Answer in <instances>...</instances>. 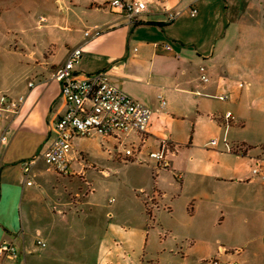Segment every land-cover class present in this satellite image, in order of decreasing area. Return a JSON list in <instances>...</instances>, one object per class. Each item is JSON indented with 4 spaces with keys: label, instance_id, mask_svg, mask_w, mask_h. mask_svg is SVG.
Returning <instances> with one entry per match:
<instances>
[{
    "label": "crops",
    "instance_id": "0c3cea01",
    "mask_svg": "<svg viewBox=\"0 0 264 264\" xmlns=\"http://www.w3.org/2000/svg\"><path fill=\"white\" fill-rule=\"evenodd\" d=\"M71 1L103 11L99 23L81 25L74 15L76 20L68 27L64 19L58 29L68 33L56 38L45 35L38 51L21 57L11 44L3 45L11 58L9 69L21 71L20 80H13L0 95L24 100L17 114L0 119V134L7 136L0 147V244H12L16 251L14 258L0 254V264H122L125 250L135 252L143 233L140 223L157 203L155 190L143 203L136 195L145 193L152 167L115 150L117 145L128 149L125 145L130 143L140 152L144 145L158 151L163 139L168 146L165 156L169 152L171 160L166 157L168 165L157 163V167H172L180 180L170 206L177 199L193 205L197 227L191 240L202 242L198 264H223L233 256L240 258V264H262L264 138L251 137L244 129L254 111L264 110L253 107L264 91V0H154L160 8L149 4L136 21L112 12L108 0ZM164 8L181 13L168 21ZM192 8L197 10L194 16ZM90 27L104 31L85 41L84 31ZM51 41L55 50L47 53ZM79 45L82 56L75 74L106 70L115 86L152 111L143 134L101 136L118 172L120 157L132 161L128 183L118 191L123 204L114 207L119 212L127 204V216L134 223L128 234L116 230L115 235L103 228V219L113 217L108 170L96 172L106 180L101 184L78 161L65 175L46 170L42 161L28 177L22 170L23 162L40 158L53 138L54 122L67 109L60 83L51 74L69 49ZM220 94H227L228 100L218 99ZM226 111L234 116L228 123L223 119ZM257 116L264 120V115ZM213 139L215 145L210 144ZM72 145L76 157H81L73 140ZM157 183H151L152 189Z\"/></svg>",
    "mask_w": 264,
    "mask_h": 264
},
{
    "label": "rangeland",
    "instance_id": "374dc122",
    "mask_svg": "<svg viewBox=\"0 0 264 264\" xmlns=\"http://www.w3.org/2000/svg\"><path fill=\"white\" fill-rule=\"evenodd\" d=\"M81 1L87 2L89 0ZM83 6L84 4L75 6L74 1L71 0H66L65 3L61 0H0V74L3 73L2 75H5V73L9 72L4 79L0 78V82H3L0 86V92L1 90H6L7 86L11 85L13 80H20L17 79V75L21 71L19 68L17 72L13 71L14 69H9L10 67L8 65L10 64L11 58L3 49V45L11 44L18 51L15 55L21 57L24 54H30L33 50L39 49L45 42V35L50 33L56 38L57 36L62 37L63 34L68 33L67 31L58 29V23L63 24L64 19H67L68 27L71 26L70 22L76 20L74 15H77L82 20L81 25L87 24L92 26L93 24H98L103 11H90ZM67 8L71 11L69 15L64 10ZM104 12L108 14L109 10L105 8ZM112 12L115 11L112 10ZM41 17L43 18L42 20ZM53 22L57 23L56 27L52 26ZM53 42L51 41L49 45L50 50H46L47 53H53L55 50V46L52 44ZM261 96L262 99H260V96H256L253 104L254 108L264 106V91ZM255 112L244 130L251 137L264 138V120L257 116L260 114L264 115V110H257ZM208 134L207 132L205 135ZM73 144L76 150L82 155L78 158V162H82L83 167L90 170L92 174L102 172V169L108 170L113 180L112 186H110V189H112L110 197L113 198V201H117H110L112 204L109 206V209L113 212V217L103 219V228L112 231L115 235L116 230L124 231L125 234L134 231L133 220L127 216V204L122 205L119 212L114 209L116 203L117 205L123 204L122 199L121 201L118 199V197L121 198L118 191L124 189V183H128V178L132 174L129 168L131 167L129 166L131 165L129 162L132 161L125 157H120L119 160L123 164L120 166L121 170L118 172V167L116 168V165L111 164L113 158L109 154L110 148L100 135H89L88 137L82 138L77 137L73 139ZM125 146L132 151L131 156L135 157V161L142 159L143 163L149 164L152 167V174L147 173L149 180L148 187H143L145 188V193L141 190L136 195L138 194V199L140 197L143 203V199H147V196H150L149 194L155 190L154 204L157 203V208H153L150 215L141 221L140 229L143 233L139 235L138 246L135 247V252L131 249L124 251L122 264H198L196 260L198 259V251L202 248V242L200 240H191V236H194L197 227V216L195 214L192 215L191 208L193 205L189 201L187 203L185 201L186 199H177L174 201L173 207L169 204L175 194L174 189L176 185L180 183V180L175 177L176 175L172 171V167H162L161 170H158L157 162L148 156L151 150L147 145L141 148V152L130 143H127ZM125 150L123 145L119 147L117 145L115 151L119 152L120 156H124ZM111 151L114 152L113 149ZM169 154L167 152L166 157L171 160V157L168 156ZM181 161L180 157L176 159L177 163ZM116 171L118 174H116ZM95 178L94 182L99 184L106 181L97 174ZM154 181L159 183L152 189L151 183ZM157 192L160 194L157 195ZM164 193L166 194L165 196L163 195ZM154 204H151V207H154ZM235 262L240 264V258L233 256L223 264H233ZM262 264H264V261Z\"/></svg>",
    "mask_w": 264,
    "mask_h": 264
},
{
    "label": "built area",
    "instance_id": "2783aa9c",
    "mask_svg": "<svg viewBox=\"0 0 264 264\" xmlns=\"http://www.w3.org/2000/svg\"><path fill=\"white\" fill-rule=\"evenodd\" d=\"M149 4L154 8H160L159 1L154 0H110V7L129 21H136L149 9ZM163 10L167 14L168 21L174 20L181 13L178 9L164 8ZM196 12V8H192L190 15L194 16ZM103 31L102 27L88 28L84 31L85 41L97 38ZM166 48L170 47L167 45ZM81 56L80 45L69 49L65 60L51 74V79L60 83L61 96L67 109L54 122L53 138L40 158L23 162L22 170L26 177L29 176L33 166L40 161L46 166V170L68 174L72 163L78 161L72 145L75 137H87L91 134L111 136L131 131L143 134L146 130L152 111L115 86L110 81L106 70L83 75L75 74L74 66L79 63ZM200 69L203 72L204 69ZM201 79L207 81L208 77L202 74ZM217 97L222 101L229 98L227 94H220ZM23 100V96L12 98L4 94L0 95V119L6 115L17 114ZM233 118L231 111L223 114L225 123ZM6 142L7 136L3 132L0 134V147ZM216 143L217 139L210 142L211 145ZM167 147V142L162 140L160 150L150 152L148 156L158 164L167 166L168 161L165 156ZM125 154L131 155L132 151L126 149ZM257 171V168L253 169V172ZM26 183L30 185V179ZM37 244L44 246V243L40 241H37ZM0 254L7 258H14L16 251L12 244L2 243Z\"/></svg>",
    "mask_w": 264,
    "mask_h": 264
}]
</instances>
